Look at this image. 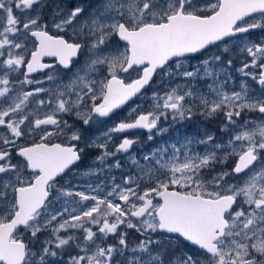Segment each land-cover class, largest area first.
Returning <instances> with one entry per match:
<instances>
[{
	"label": "snow or ice",
	"instance_id": "snow-or-ice-1",
	"mask_svg": "<svg viewBox=\"0 0 264 264\" xmlns=\"http://www.w3.org/2000/svg\"><path fill=\"white\" fill-rule=\"evenodd\" d=\"M248 113L264 0H0V264H264Z\"/></svg>",
	"mask_w": 264,
	"mask_h": 264
},
{
	"label": "rangeland",
	"instance_id": "rangeland-1",
	"mask_svg": "<svg viewBox=\"0 0 264 264\" xmlns=\"http://www.w3.org/2000/svg\"><path fill=\"white\" fill-rule=\"evenodd\" d=\"M214 51V50H213ZM192 63H196V60H193ZM38 79L40 77H37ZM251 83V82H250ZM238 84V81H237ZM146 95H150V92L147 93ZM140 101H137V103H139ZM131 105H129L130 107ZM145 107H147V105H145ZM128 112V108L125 107L121 112L120 115L124 116L126 113ZM119 116V114H118ZM247 118H251L253 120H260V119H264V117H261L259 114L257 113H248L247 116L245 117ZM222 117H217V118H209V119H205V117L197 114L196 116L193 117L192 121L189 122V129L188 131L190 133H195L197 135H202L204 130H208L209 132H216L217 135H219V125L221 123ZM199 129V132H197V130ZM134 135L138 134L140 135V138L142 141H146L147 140V135L145 133H133ZM167 138V137H165ZM118 142V141H117ZM152 144H148L145 148V150H147V148L152 147ZM139 147V146H137ZM99 153H96V155H98ZM92 156H89L88 159H92ZM123 159V158H122ZM87 166V160L85 161V163L81 164L79 167L80 169H83ZM125 167H127V165H125ZM77 171L76 169H73L72 171H70L67 176L61 181V183H63L66 180H71L72 183H76V176L73 175V172ZM118 175V173H116ZM135 233H132L130 235V239L135 237ZM25 239H27V237H25ZM112 240H109V243H112ZM73 254H75V252H73Z\"/></svg>",
	"mask_w": 264,
	"mask_h": 264
},
{
	"label": "flooded vegetation",
	"instance_id": "flooded-vegetation-1",
	"mask_svg": "<svg viewBox=\"0 0 264 264\" xmlns=\"http://www.w3.org/2000/svg\"><path fill=\"white\" fill-rule=\"evenodd\" d=\"M254 35H255V36H259V35H260V30H256V31L254 32ZM46 59H50V58H46ZM119 117H122V116L120 115V112H119ZM96 153H98V151H93L91 156L94 157V156L96 155ZM68 173H69V172H68ZM68 173H67V174H68ZM66 176H67V175H65V176L63 177V179H64ZM63 179H62V180H63ZM62 180H61V181H62ZM61 181H60V183H61Z\"/></svg>",
	"mask_w": 264,
	"mask_h": 264
}]
</instances>
